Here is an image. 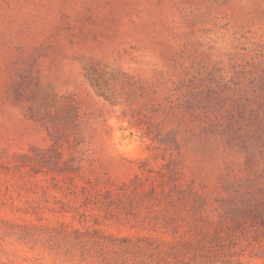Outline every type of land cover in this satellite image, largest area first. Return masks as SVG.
Here are the masks:
<instances>
[{
    "label": "rangeland",
    "instance_id": "obj_1",
    "mask_svg": "<svg viewBox=\"0 0 264 264\" xmlns=\"http://www.w3.org/2000/svg\"><path fill=\"white\" fill-rule=\"evenodd\" d=\"M0 264H264V0H0Z\"/></svg>",
    "mask_w": 264,
    "mask_h": 264
},
{
    "label": "trees",
    "instance_id": "obj_2",
    "mask_svg": "<svg viewBox=\"0 0 264 264\" xmlns=\"http://www.w3.org/2000/svg\"><path fill=\"white\" fill-rule=\"evenodd\" d=\"M18 236V239H25L26 238V231L15 233Z\"/></svg>",
    "mask_w": 264,
    "mask_h": 264
}]
</instances>
